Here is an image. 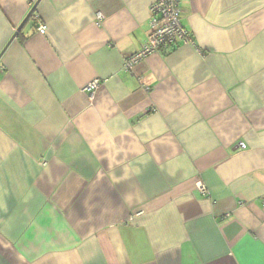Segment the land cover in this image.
<instances>
[{
	"label": "crops",
	"instance_id": "0c3cea01",
	"mask_svg": "<svg viewBox=\"0 0 264 264\" xmlns=\"http://www.w3.org/2000/svg\"><path fill=\"white\" fill-rule=\"evenodd\" d=\"M154 2L0 0V264H264V0Z\"/></svg>",
	"mask_w": 264,
	"mask_h": 264
},
{
	"label": "built area",
	"instance_id": "2783aa9c",
	"mask_svg": "<svg viewBox=\"0 0 264 264\" xmlns=\"http://www.w3.org/2000/svg\"><path fill=\"white\" fill-rule=\"evenodd\" d=\"M183 1L186 0H155L149 10L150 30L148 40L140 51L125 60V71H132L137 62L146 59L151 54H166L181 45L192 42V34L182 23L181 3ZM103 19L104 16L98 13V24ZM36 22L38 33L47 35L46 25L37 19ZM97 85L98 82H94L89 89L95 88ZM197 188L202 194H207V189L202 182H198Z\"/></svg>",
	"mask_w": 264,
	"mask_h": 264
},
{
	"label": "water",
	"instance_id": "95a60500",
	"mask_svg": "<svg viewBox=\"0 0 264 264\" xmlns=\"http://www.w3.org/2000/svg\"><path fill=\"white\" fill-rule=\"evenodd\" d=\"M37 4L33 7L32 11L30 12V14L28 15V17L25 19V21L22 23V25L19 27V29L17 30L14 38L17 36V34L21 31V29L23 28V26L25 25V23H27V21L29 20L30 16L33 15L34 11L36 10Z\"/></svg>",
	"mask_w": 264,
	"mask_h": 264
},
{
	"label": "trees",
	"instance_id": "16d2710c",
	"mask_svg": "<svg viewBox=\"0 0 264 264\" xmlns=\"http://www.w3.org/2000/svg\"><path fill=\"white\" fill-rule=\"evenodd\" d=\"M35 11H36V10H35ZM35 11H34V13H35ZM34 13H33V15L30 16L29 20L32 19V18L34 17ZM29 20H28V21H29Z\"/></svg>",
	"mask_w": 264,
	"mask_h": 264
}]
</instances>
